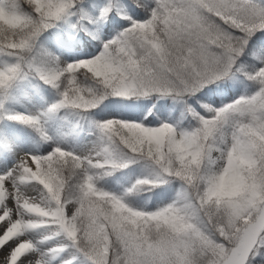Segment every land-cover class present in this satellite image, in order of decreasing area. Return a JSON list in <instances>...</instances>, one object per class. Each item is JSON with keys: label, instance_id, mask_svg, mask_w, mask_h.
Returning <instances> with one entry per match:
<instances>
[{"label": "snow or ice", "instance_id": "6c2138e0", "mask_svg": "<svg viewBox=\"0 0 264 264\" xmlns=\"http://www.w3.org/2000/svg\"><path fill=\"white\" fill-rule=\"evenodd\" d=\"M141 8L143 20L135 18ZM0 14L9 21L0 22V52L14 58L0 68V91L35 74L59 92L43 113L7 116L43 140L51 139L44 117L60 109L89 111L110 97L155 101L151 109L135 104L141 109L135 120L97 122L94 154L56 147L26 154L0 173V249L7 264L38 252L21 238L43 227L53 229L48 239L69 242L50 249L52 257L75 250L64 264L81 257L83 264H264V58L251 66L246 60L252 37L264 31V0H108L95 15L84 0H0ZM113 14L126 26L110 39L99 37L92 57L60 66L48 53L50 64L42 66L26 56L62 21L78 17L72 28L87 33ZM81 74L92 83H82ZM239 79L251 81L254 92L230 103L205 98ZM168 99L195 126L166 120L150 126L157 123L153 109L160 112L164 105H156ZM138 160L154 165L158 179L138 180L124 196L97 187L93 170L111 175ZM226 174L240 185L234 195L221 192ZM168 178L182 188L166 207L149 212L125 202ZM33 183L43 187V199L24 194L22 186ZM193 183L198 190H191ZM49 253H39L37 264H50Z\"/></svg>", "mask_w": 264, "mask_h": 264}, {"label": "trees", "instance_id": "16d2710c", "mask_svg": "<svg viewBox=\"0 0 264 264\" xmlns=\"http://www.w3.org/2000/svg\"><path fill=\"white\" fill-rule=\"evenodd\" d=\"M100 1L103 0H84L86 11L90 12L87 7L94 2ZM140 2L143 3L144 0H140ZM24 8L26 11H30L27 5H25ZM135 18L140 20L146 18V13L142 8L136 12ZM73 23H76V19L72 20L71 25ZM124 26H126V24L123 20L122 15L113 14L107 19L105 23L99 25V29H101V32L96 31V26H89V31L87 33L84 30L77 31L73 29L72 26L69 30L65 28L59 29L60 32L58 31V29H52V27L45 31L42 34L43 36L39 38L36 47L31 52L32 59H34L36 63L42 66H49L51 58L49 57L48 53H52L53 55H55L56 52L69 51L73 54L76 53L94 56L98 53L101 47L99 37L102 36L104 40L110 39L114 37L120 30H122ZM93 36H96L97 38L93 39ZM261 36H264V31L257 32L250 41L246 54L248 66L258 64L260 62L261 56H264V43L261 42ZM80 79L82 83L86 85L92 83L89 78L83 74L80 75ZM27 81L29 85L38 90V93L40 94V96H42V99L45 102L46 106L50 107L60 99L58 90L45 83L37 75H30L27 78ZM247 82L249 83L248 85H250L251 88H254L251 81ZM220 89L222 91H218L214 95L206 92L204 94L205 98L214 99L216 103H230L233 100L245 95L241 94L243 90L234 89L233 86H231L230 82L228 84L222 83L220 85ZM154 103L155 101L152 100H140L133 103L132 101L123 100L121 98L110 97L103 101L98 107L89 111H79L65 108L60 109L58 112L63 113L70 110L71 114L73 115V122L72 124H69L66 130V132L68 133L77 131L78 125L76 126V121L78 120L77 123L81 122V120L78 118H85L87 116H90L91 121L88 122V124L85 122L84 125L85 127H88L89 125L93 126V132L96 136L99 137L100 133L96 127V123L102 122L107 119H113L112 117H109L111 112H115V110L118 111L120 109L122 116L118 119L135 120L140 117L141 113V109L137 108L135 104H140L143 105L146 109H151ZM172 103L173 101L171 99H168L162 100L156 105V108H161V105H164V107L160 112H156V110L153 109V112L157 116V123L150 126H158L159 121L162 120H166L167 122L174 124L178 123L181 128L184 129H188L190 124L192 126H195V121H191L190 117H186L183 115L182 106L171 108ZM0 104L3 105V108L0 109V129L5 132L7 140H10L12 142L15 141L16 143L31 142L37 149L38 155L49 154L56 147H60L63 150L70 151L68 148L61 147L60 142L57 139L55 140L54 138H52L48 133L47 134L51 137V139L43 140L40 133L36 129L32 128L31 126L25 125L22 122L8 119L7 116L9 114L16 113L5 106L2 100H0ZM149 119H151V117H149ZM101 172L102 170H93L92 172L93 175L97 176V185L101 182H106L112 177L122 173H127V175H129V177H131L134 181V185L138 180L141 179H158V169L146 160H138L136 162L129 163L128 167L118 169L111 175H102ZM71 183L74 184L75 180ZM168 183L171 185H169ZM239 187L240 185L236 178L226 174L222 184L221 192L223 195L229 196L233 193H236L239 190ZM181 188L182 182L176 178H171V181H168L167 183H157L154 185L144 186L141 190L135 191L125 198L131 195H137L140 199H142V206L137 208L134 207V209L151 212V207L156 203L158 205L173 203L178 198L181 192ZM128 189L130 188L124 189L122 196H124Z\"/></svg>", "mask_w": 264, "mask_h": 264}, {"label": "rangeland", "instance_id": "374dc122", "mask_svg": "<svg viewBox=\"0 0 264 264\" xmlns=\"http://www.w3.org/2000/svg\"><path fill=\"white\" fill-rule=\"evenodd\" d=\"M106 3H108V0L94 2L93 4L87 7L88 10H90L89 13L93 15L97 14L98 10L102 8V6ZM73 19H76L77 21V17H71L68 21H62L58 23L52 29H58L59 32V29L62 28L69 30L71 28V22ZM0 22L7 23L9 21L2 14H0ZM95 29L97 32H101V29H99V27L96 26ZM261 42L264 43V36H261ZM26 56H29L27 57L28 59H32L31 52L26 53ZM55 56H58L60 58V66H65L67 63H72L76 60L92 57L90 55L76 53L73 54L69 51L56 52ZM261 58H264V56H261ZM13 61V57H10L5 53L0 52V68L5 67L7 64ZM230 83L234 89L243 90L241 94H252L254 92V88H251L246 80L239 79L235 82ZM0 100H2L4 105L7 106L11 111L13 110L15 113L37 115L45 112L49 108L45 105V102L43 101L42 96H40V94L38 93V90L33 86L29 85L27 79L18 81L13 85L12 88L8 89L7 92L0 91ZM180 106L181 105L179 103L173 101L171 108ZM121 116L122 113L120 109L118 111L115 110V112L110 113V117L112 118L118 119ZM72 118L73 115L71 114L70 110L63 113L57 111L44 117V127L47 133L52 138H54L55 140L57 139L60 142L61 147L68 148L71 152H74L76 154H94L96 147L100 143V141L99 137L96 136L92 130L93 126L89 125L88 127H85L84 125L85 122L88 124V122L91 121L90 116H87L85 118H78L81 120V122L77 123L78 120L76 121V126L78 125L77 131H74L73 133H68L66 132V130L69 124H72ZM26 154H38L37 149L34 147L33 143H16L15 141L12 142L10 140H7L5 132L0 129V173H3L5 169L15 167V165L19 162L20 158L25 156ZM168 181H171V178H168ZM133 182L134 181L131 177H129V175H127V173H122L112 177L106 182H101L97 185V187L111 194L122 196V193L125 188H131L134 186ZM125 202L132 208L142 206V199H140L137 195H131L125 198ZM167 205H169V203H166L165 205H158L156 203L154 206L151 207V211H156L160 208L166 207ZM9 207H12V205L10 204ZM33 255L34 254L30 256L32 257ZM36 255H39V253H36ZM31 257H29L28 259H30ZM67 258V256L61 257L59 260H62V262L59 263L58 260L57 264H63V260L67 261ZM82 263L83 260L80 261L79 264Z\"/></svg>", "mask_w": 264, "mask_h": 264}, {"label": "bare ground", "instance_id": "6f19581e", "mask_svg": "<svg viewBox=\"0 0 264 264\" xmlns=\"http://www.w3.org/2000/svg\"><path fill=\"white\" fill-rule=\"evenodd\" d=\"M22 187H23L25 195L32 197L34 199H43L44 190H43V187L41 185L33 183V184H28V185L22 186ZM11 205H12V208L15 209V205L14 204H11ZM3 227H4V225H0V232L3 231ZM52 232H53V229L48 228V227H43V228L31 230V231L27 232L25 234V236L30 238L31 241L36 245V247L38 249L37 253H49L50 249L60 248V247L67 245L69 243L67 241V239L63 236H56V237H53L52 239H48L47 237L52 236ZM24 238L25 237H22L21 239H24ZM42 238H46V239H42ZM74 251H75L74 249L66 248L64 251L59 252L55 257H52L51 254L49 253L48 258L50 260V264H57V261L61 257H64V256L68 257L66 260H73L72 253ZM4 254H5V250L0 249V256H2ZM32 254L36 255V253H30L29 255H27L24 258V260H28V258L31 257L30 255H32ZM82 260H83L82 257L80 258V260H74L73 264H79L80 261H82Z\"/></svg>", "mask_w": 264, "mask_h": 264}, {"label": "clouds", "instance_id": "9594fccd", "mask_svg": "<svg viewBox=\"0 0 264 264\" xmlns=\"http://www.w3.org/2000/svg\"><path fill=\"white\" fill-rule=\"evenodd\" d=\"M231 150H229V156H231ZM225 167H227V162L225 163ZM199 188V184L198 183H193L191 185V190L196 191ZM235 193H233L232 195H234ZM25 240H31L30 238H28L27 236H25L24 238ZM39 255H33L30 259L28 260H23L22 264H37V260L39 259ZM0 264H7V253H5L4 255L0 256Z\"/></svg>", "mask_w": 264, "mask_h": 264}]
</instances>
